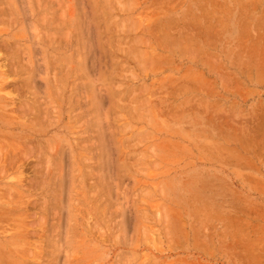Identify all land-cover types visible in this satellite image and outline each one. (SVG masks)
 <instances>
[{"label": "rangeland", "instance_id": "rangeland-1", "mask_svg": "<svg viewBox=\"0 0 264 264\" xmlns=\"http://www.w3.org/2000/svg\"><path fill=\"white\" fill-rule=\"evenodd\" d=\"M0 258L264 264V0H0Z\"/></svg>", "mask_w": 264, "mask_h": 264}, {"label": "bare ground", "instance_id": "bare-ground-1", "mask_svg": "<svg viewBox=\"0 0 264 264\" xmlns=\"http://www.w3.org/2000/svg\"><path fill=\"white\" fill-rule=\"evenodd\" d=\"M214 4V3H213ZM215 5V4H214ZM2 253V252H1ZM1 259V258H0ZM2 261V260H1Z\"/></svg>", "mask_w": 264, "mask_h": 264}]
</instances>
